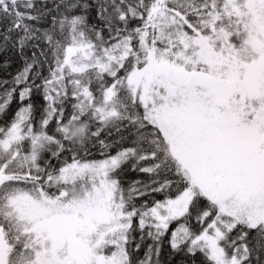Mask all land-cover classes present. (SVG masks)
<instances>
[{"label":"snow or ice","instance_id":"snow-or-ice-1","mask_svg":"<svg viewBox=\"0 0 264 264\" xmlns=\"http://www.w3.org/2000/svg\"><path fill=\"white\" fill-rule=\"evenodd\" d=\"M0 264H264V0H0Z\"/></svg>","mask_w":264,"mask_h":264}]
</instances>
